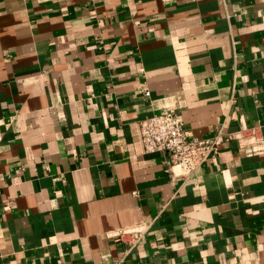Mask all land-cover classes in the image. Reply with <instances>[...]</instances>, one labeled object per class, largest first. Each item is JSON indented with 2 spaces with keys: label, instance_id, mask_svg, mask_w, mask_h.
Here are the masks:
<instances>
[{
  "label": "crops",
  "instance_id": "crops-1",
  "mask_svg": "<svg viewBox=\"0 0 264 264\" xmlns=\"http://www.w3.org/2000/svg\"><path fill=\"white\" fill-rule=\"evenodd\" d=\"M170 111L264 136V0H0V264H264V155L184 175L142 142Z\"/></svg>",
  "mask_w": 264,
  "mask_h": 264
},
{
  "label": "built area",
  "instance_id": "built-area-1",
  "mask_svg": "<svg viewBox=\"0 0 264 264\" xmlns=\"http://www.w3.org/2000/svg\"><path fill=\"white\" fill-rule=\"evenodd\" d=\"M145 95L149 96L150 93L145 92ZM140 127L145 152L169 154V164L181 168L184 175L193 173L216 156L220 140L234 142L249 157L264 155L263 134L257 128L248 127L242 118L236 131L223 135L221 139L210 140L189 139L182 119L173 111L147 118L141 122ZM145 232L140 227L124 229L117 233L115 239L133 248Z\"/></svg>",
  "mask_w": 264,
  "mask_h": 264
}]
</instances>
